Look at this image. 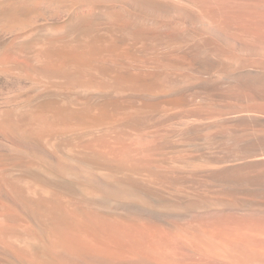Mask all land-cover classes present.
I'll return each mask as SVG.
<instances>
[{"label":"bare ground","instance_id":"obj_1","mask_svg":"<svg viewBox=\"0 0 264 264\" xmlns=\"http://www.w3.org/2000/svg\"><path fill=\"white\" fill-rule=\"evenodd\" d=\"M0 39V264H264V0H0Z\"/></svg>","mask_w":264,"mask_h":264},{"label":"rangeland","instance_id":"obj_2","mask_svg":"<svg viewBox=\"0 0 264 264\" xmlns=\"http://www.w3.org/2000/svg\"><path fill=\"white\" fill-rule=\"evenodd\" d=\"M1 39H4V38H1ZM1 39H0V42H1V41L3 42L4 40H1Z\"/></svg>","mask_w":264,"mask_h":264}]
</instances>
